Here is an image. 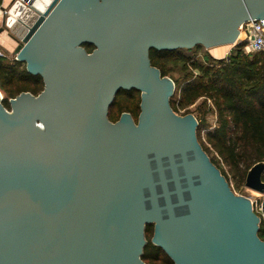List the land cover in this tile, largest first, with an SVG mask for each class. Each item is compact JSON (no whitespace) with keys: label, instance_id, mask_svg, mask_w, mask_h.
Returning a JSON list of instances; mask_svg holds the SVG:
<instances>
[{"label":"water","instance_id":"95a60500","mask_svg":"<svg viewBox=\"0 0 264 264\" xmlns=\"http://www.w3.org/2000/svg\"><path fill=\"white\" fill-rule=\"evenodd\" d=\"M0 31L43 78L35 95L0 90V264H264L261 220L198 138L193 112L150 52L238 44L264 0H11ZM94 45L92 51L85 44ZM141 91L136 122L110 107ZM264 161L246 186L264 194Z\"/></svg>","mask_w":264,"mask_h":264},{"label":"trees","instance_id":"16d2710c","mask_svg":"<svg viewBox=\"0 0 264 264\" xmlns=\"http://www.w3.org/2000/svg\"><path fill=\"white\" fill-rule=\"evenodd\" d=\"M2 3L0 0V6ZM244 45L245 42L237 44L229 57L220 59L207 53L202 57L196 54L204 47L202 45L190 49H152L150 52L152 64L161 70L162 75L173 76L176 89L171 105L175 111L194 112L191 106L201 98L212 101L217 112V125L204 140L200 121L197 133L203 148L219 157L211 158L225 176V166L243 177L255 163L264 161V52H247ZM84 46L89 52L94 49L89 43ZM172 66L179 68L183 79L174 77ZM43 88L41 75L30 73L25 62L0 56V90L5 95L3 103L7 108L11 98L22 92L37 95ZM140 103V90L122 89L110 107L109 118L117 121L123 112H130L137 121ZM261 204L259 236L264 240V195ZM153 234L154 224H147L144 261L148 264H175L162 247L152 242Z\"/></svg>","mask_w":264,"mask_h":264},{"label":"rangeland","instance_id":"374dc122","mask_svg":"<svg viewBox=\"0 0 264 264\" xmlns=\"http://www.w3.org/2000/svg\"><path fill=\"white\" fill-rule=\"evenodd\" d=\"M1 26H2V24H1ZM245 31H246V27H244L242 29L243 33ZM242 37H243V35H242ZM244 39L245 38L243 37L238 42H240L241 40L243 41ZM1 51L3 52L2 49H1ZM205 53H207L210 56H212L209 53L208 49H206L205 47L200 48V50H198L196 52V54H198L200 57L205 55ZM7 55L5 53V56H7V58L10 59V60L16 59V56L14 54H7ZM213 58H215V57H213ZM171 68L173 70L172 72H173V75H174L175 78H178V77L182 78L183 77L182 72L179 70V68L177 66H172ZM169 76H171V74ZM171 78L173 79V76H171ZM4 97H5V95H4ZM204 101H205V98H201L195 104H193L191 106V108H192V110H195L193 112V114L196 116L197 120L199 121V124H200V121H201V137H202V139L205 140L207 133L210 130H213L216 127V125H217V112L214 109L212 101L210 99L205 101V102ZM8 109H10V107H8ZM178 113L185 114L187 112H185V110L182 109V110L178 111ZM198 127H199V125H198ZM208 155H209L210 158L214 157L216 159H219V157L213 151L208 153ZM211 160H212V158H211ZM220 164L223 167L225 166L221 160H220ZM225 169L227 171V176H225V175L224 176L226 177L227 181L229 182L232 190L235 193H243V194L251 197L253 210L257 214H259V212L262 210L261 200H262L264 194L246 186V177H247V173H248L249 169H248L247 173L245 174V176H243V177L241 175H239V174H234L229 169V167H227V166H225ZM259 220H261V216L259 217Z\"/></svg>","mask_w":264,"mask_h":264},{"label":"built area","instance_id":"2783aa9c","mask_svg":"<svg viewBox=\"0 0 264 264\" xmlns=\"http://www.w3.org/2000/svg\"><path fill=\"white\" fill-rule=\"evenodd\" d=\"M7 12V7L0 6V27L2 24V19L4 15L7 14ZM244 27H246L245 32L247 33V35L244 37L245 39L238 42V44L245 42L244 49L247 52H264V19L251 20L245 23L242 29ZM0 56H5V53L1 51V48Z\"/></svg>","mask_w":264,"mask_h":264},{"label":"crops","instance_id":"0c3cea01","mask_svg":"<svg viewBox=\"0 0 264 264\" xmlns=\"http://www.w3.org/2000/svg\"><path fill=\"white\" fill-rule=\"evenodd\" d=\"M11 2V0H3V3L1 6L7 7V5ZM2 33V34H1ZM0 33V48L3 50L4 53L7 54H14L15 55V50L17 43L11 39L9 34L4 31ZM245 37L247 35L246 32H241V38ZM234 48V45H221L217 47H213L211 49H208L209 53L215 57V58H227L229 57L232 49ZM8 56V55H7Z\"/></svg>","mask_w":264,"mask_h":264},{"label":"flooded vegetation","instance_id":"af4514ba","mask_svg":"<svg viewBox=\"0 0 264 264\" xmlns=\"http://www.w3.org/2000/svg\"><path fill=\"white\" fill-rule=\"evenodd\" d=\"M134 120H135V119H134ZM135 121H136V120H135ZM137 121H138V119H137ZM137 121H136V122H137Z\"/></svg>","mask_w":264,"mask_h":264}]
</instances>
